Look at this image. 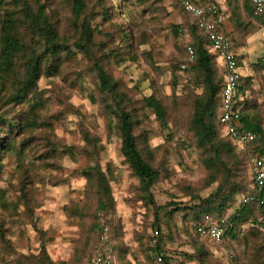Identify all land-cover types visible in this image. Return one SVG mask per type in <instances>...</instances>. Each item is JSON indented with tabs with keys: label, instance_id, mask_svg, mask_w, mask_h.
Segmentation results:
<instances>
[{
	"label": "rangeland",
	"instance_id": "obj_1",
	"mask_svg": "<svg viewBox=\"0 0 264 264\" xmlns=\"http://www.w3.org/2000/svg\"><path fill=\"white\" fill-rule=\"evenodd\" d=\"M42 1L46 14L62 35L70 37L73 27L68 21L71 18L68 4L62 0ZM92 1L99 4L101 0ZM217 2L225 13V23L231 28L228 33L232 36V11L227 0ZM106 4L112 19L104 22L99 17L93 22L104 33L96 38L95 54L102 59L104 54L110 53V43L114 42L124 61L114 62L109 55L112 61L108 70L125 85L129 96L140 100L155 94L169 106L168 127H164L149 109L140 111L142 120L136 127L140 142L154 152L161 171L152 189L154 202L144 199L138 180L125 162L121 139L109 125L89 58L76 51L70 58H64L59 74L43 76L37 91L24 102L7 104L0 101V115L11 121L24 118L39 125L31 124V131L17 135L13 132L15 136H12L13 145L23 143L25 138L32 139L26 152L32 175L27 172L28 181L33 177L39 179L30 186L28 210L32 209V215L19 199V152L16 148L0 149V211L8 218L4 223L8 240L3 242V249L7 251L3 252L0 245V264L21 256L38 255L43 246L55 264L74 259L76 248L85 236V228L79 218L67 214L65 207L87 203L86 179L76 171L85 167L88 160L84 155H66L65 151L67 147L85 145L83 129L97 135L104 145L100 163L109 175L116 200V212L111 216L109 227L119 251H125L126 263L153 264L156 247L171 264H201L196 251L202 247L211 253L214 264H248L254 253L264 260V227L259 223L250 220L244 224L238 240L215 243L197 235L196 226L189 218L191 207L200 202L199 198H207L219 184L218 181L208 183L210 171L202 164L194 136L187 127L192 116L190 102L203 92L195 74L183 71L179 66L186 46L192 41L190 17L176 0H106ZM3 14L0 7V28ZM245 22V42L236 44L235 50L242 58L241 73L250 80L251 87L240 98L249 99L250 114L258 117L264 127V25L250 18ZM176 25L181 27L178 33L174 32ZM120 32H130L131 39L122 38ZM108 34L112 38H107ZM215 59L221 75L222 67L217 57ZM13 91L14 85L6 84L3 96ZM91 94L96 96V103L91 100ZM220 133L226 136L223 129ZM180 138L185 142L179 141ZM232 143L243 156L240 176L250 191L253 184L251 149ZM52 145L62 150L57 152L56 168L40 167L39 157L46 158ZM257 217L260 223L264 221V213ZM91 223L92 218H89L87 228ZM158 225L161 232L155 246L152 235ZM253 227L258 228L259 236L249 233ZM119 230L123 235L117 238Z\"/></svg>",
	"mask_w": 264,
	"mask_h": 264
},
{
	"label": "trees",
	"instance_id": "obj_2",
	"mask_svg": "<svg viewBox=\"0 0 264 264\" xmlns=\"http://www.w3.org/2000/svg\"><path fill=\"white\" fill-rule=\"evenodd\" d=\"M62 1L68 4L71 13V18L68 21L73 27V34L70 37L62 35L59 28L46 14L45 3L42 0H31L30 2L0 0V7L4 12L0 28V80L3 86V89L0 90V101L2 103L5 101L7 104L24 102L31 93L37 91L43 76L60 73L64 58H70L71 55L76 54V51L83 52L89 58L90 67L94 70L96 89L102 97L105 113L109 116V125L121 139V151L125 162L132 175L138 180L144 199L154 202L152 189L158 182L161 171L156 164L154 152L147 149L142 141L140 142L136 127L141 123L140 111L144 109H149L156 114L164 127H168L169 106H166L155 94L140 100L129 96L125 85L108 70L110 61H112L109 55L112 56L114 62L124 61L114 42L110 43V53L104 54L102 59L95 54L96 38L104 33L99 25H93V22L99 17H102L104 22L112 19V13L106 0H101L99 4L92 0ZM176 1L191 19L192 41L188 45L193 47L196 54V60L191 69L185 71H192L196 80L203 86V92L190 102L192 116L187 127L194 136L202 164L210 171L208 183L219 182L214 192L207 198H199L200 202L191 207L189 218L196 226V234L200 236L203 235L198 233L197 225L204 223L207 215L217 220L226 219L232 223V226L228 229L223 242L226 239L238 240L242 226L250 220L264 227V221L260 223L257 217L258 214L264 213V189L259 191L252 185L249 191L240 176L243 168V156L236 151L231 137L223 136L220 133L222 131L220 112L224 74L223 72L221 75L218 74L216 57L209 51L208 41L197 21L182 8L178 0ZM227 2L232 11L230 20L233 26L231 32L233 37L223 25L220 29L231 36L235 49L236 44L241 45L245 42L247 32L245 21L248 18L256 19L264 25V13L256 14L251 0H227ZM198 3L205 4L204 2ZM116 28L120 29L118 25ZM180 28V25L174 26V32L178 33ZM121 33L119 34L122 35V38L128 41L131 39L130 32ZM106 37L112 38L111 34ZM185 59L186 52L180 67ZM237 60L241 66V56H238ZM9 83L14 85V91L8 96H3L6 84ZM250 87V80L242 75L238 96L242 97ZM91 100L97 102L94 94H91ZM180 100V98L177 99V104ZM238 105L245 120V129L255 132L260 137L254 151L264 159V127L258 117L250 114L252 106L249 99L239 100ZM29 122L24 118L11 121L8 117L0 115V149L16 148V151L19 152L21 162L19 168L21 171V195L19 199L21 202L23 201L27 212L32 215V209L28 210L31 202L30 192L32 191L30 186L39 181L38 177H33L28 181L29 175L27 174L31 175V168L26 161V152L27 148L31 146L32 139L25 138L24 142L18 145L12 143L14 134L31 131V124H34V127H39L33 121ZM13 132L15 133L13 134ZM82 133L85 145L67 147L65 154L84 155L88 160L85 167L76 171L86 179L87 203L83 206L68 205L65 210L67 214L79 218L85 228V236L76 248L74 259L71 262L60 264L90 262L104 227H109L111 216L116 212V200L109 175L103 170L100 163V153L104 149V145L100 143V138L91 131L83 129ZM179 141L185 142L182 138ZM57 152H62V150L57 145H52L46 158L39 157L41 160L39 166L48 169L56 168ZM250 157L252 159L251 153ZM1 171L0 163V175ZM24 173L26 174L23 176ZM28 182L30 185H27ZM248 195H254L256 199L246 202L244 197ZM240 196H242L241 200H239ZM173 204L178 205V203ZM89 218H92V223L87 228ZM7 222L6 214L0 211V245L3 252L7 251L3 249V242L8 240L4 227V223ZM159 225L156 230L160 233ZM109 230L110 245L113 247L117 264H130L125 261V251H119L116 246L115 237L112 236L110 227ZM249 233L255 237L259 236L257 227L250 229ZM122 235V231L119 230L116 237L119 238ZM158 251L159 249L156 247L155 256H163ZM196 254L201 264H214L211 253L205 248H200ZM155 256L153 264H155ZM163 258L166 264H171L167 257L163 256ZM262 260L258 253H254L247 263L264 264V260L260 263ZM3 264L55 263L50 259L43 246L38 255L21 256L4 261Z\"/></svg>",
	"mask_w": 264,
	"mask_h": 264
},
{
	"label": "built area",
	"instance_id": "obj_3",
	"mask_svg": "<svg viewBox=\"0 0 264 264\" xmlns=\"http://www.w3.org/2000/svg\"><path fill=\"white\" fill-rule=\"evenodd\" d=\"M182 8L189 13L198 23L208 41L209 51L217 57L221 63L224 74V85L221 93L220 123L225 135L231 137L233 142L242 147H250L252 156V180L253 187L262 191L264 189V159L254 151L260 137L253 131L245 129L238 101L241 68L238 64V53L233 48V41L228 33L222 31L221 25L225 21V13L221 6L215 2L205 4L197 0H178ZM256 14L264 13V0H251ZM186 59L181 65L183 71L190 70L196 60L195 50L191 45L185 48ZM254 195L244 197V200L254 201ZM232 223L226 219H213L206 216L202 224L197 225V231L208 237L215 243H222ZM109 227L105 226L100 239L95 247L94 255L89 264H117L113 247L110 245ZM160 233L155 230L152 235V243L156 246ZM155 264H166L162 255L155 256Z\"/></svg>",
	"mask_w": 264,
	"mask_h": 264
},
{
	"label": "crops",
	"instance_id": "obj_4",
	"mask_svg": "<svg viewBox=\"0 0 264 264\" xmlns=\"http://www.w3.org/2000/svg\"><path fill=\"white\" fill-rule=\"evenodd\" d=\"M198 2H204V3H208V2H215L217 4H219L221 6L220 3H218L217 1H220V0H197ZM226 20V19H225ZM224 26V28L226 29L227 32H229V29L231 30V28L229 27V24L228 23H224L222 24ZM239 55V54H238ZM218 60V59H217ZM219 64L221 65L220 61L218 60Z\"/></svg>",
	"mask_w": 264,
	"mask_h": 264
}]
</instances>
